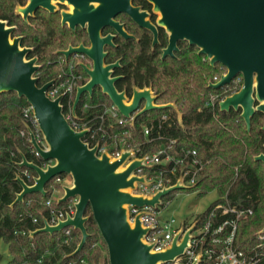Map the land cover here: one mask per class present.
I'll list each match as a JSON object with an SVG mask.
<instances>
[{
	"label": "water",
	"instance_id": "95a60500",
	"mask_svg": "<svg viewBox=\"0 0 264 264\" xmlns=\"http://www.w3.org/2000/svg\"><path fill=\"white\" fill-rule=\"evenodd\" d=\"M132 0H28L24 7H16L15 12L24 21L33 16L36 10L54 13L55 3H67L71 12H61V25H67L71 30L77 26L86 28L90 47L69 46L65 51H59L66 60L71 54H84L93 63L91 70L79 65L88 75V81L76 87L71 114L76 117V107L84 94H91L98 86L102 94L108 97L118 113L130 120L141 114L155 110L172 108L181 124V113L173 103L156 105L155 96L150 88H133L131 98H126L124 92H118L114 87L117 80L111 77V70L118 63L104 65V46H112V35L101 36L100 31L110 27L123 38H130L122 25L113 18L118 14L128 15L138 26L153 34V44L157 43V30L147 19V13L131 5ZM152 5L153 13H159L156 25L164 29L168 36V44L163 50L162 58L173 57L177 51L178 42H186L198 49V54L204 55L210 66L219 64L226 73L216 83H210L212 89H220L229 85L240 75V89L219 101L220 111L231 109L240 111V117L250 129L252 116L259 112L264 115V0H147ZM13 27L0 20V95L15 93L24 98L32 107L39 131L46 144L40 147L34 133L26 125L31 145L42 161H51L45 168L27 161L21 155L19 167H26L34 172L32 184L28 185L19 175L15 180L21 191L16 194L11 207L22 203L25 196L38 193L46 195L45 185L54 177L64 174L72 179V186H63L64 194L56 203H64L77 198L72 216L66 215L56 225H49L43 219L41 228L29 232L33 237L38 233L56 234L63 228L72 227L80 233L76 248L65 258L74 257L80 253L87 242L89 234L85 223L87 208H90L94 222L102 240L107 247L109 264H161L172 262L188 248L190 233L199 219L195 220L185 231L183 225L175 232L170 245L162 251H154L155 243L146 241V236L152 229L143 226L141 216L152 215L148 211H140L129 217V207L142 209L148 207L155 210L161 199L175 190H186L178 178L172 186L165 187L153 195L137 194V183L148 185L146 174L137 175V171L148 169L144 163L145 156L134 157L132 149H122L117 157L111 156L107 150L98 154L99 144L89 147L83 141L89 129L76 131L68 123L62 113V96L52 100L47 97L48 88L54 79L37 85L35 73L40 68L37 58L26 59L30 48H21L20 37L11 39ZM128 101V102H127ZM142 107L140 108V106ZM264 131V126L262 127ZM264 148V145H263ZM133 158L123 167L124 163ZM264 166V153L254 157ZM264 232V227L261 230ZM200 253L192 264H197Z\"/></svg>",
	"mask_w": 264,
	"mask_h": 264
},
{
	"label": "trees",
	"instance_id": "16d2710c",
	"mask_svg": "<svg viewBox=\"0 0 264 264\" xmlns=\"http://www.w3.org/2000/svg\"><path fill=\"white\" fill-rule=\"evenodd\" d=\"M26 2L0 0V20L13 27L11 38L20 37L21 48L31 49L26 59L37 58L40 68L35 77L38 79L37 85L41 86L52 79L64 77L67 66L62 63L59 65L57 59L60 54L57 52L70 45L77 46L85 40V35L78 29L62 26L57 12L37 11L24 21L15 10ZM150 41L151 37L146 36L139 45L133 41V44L131 41H121L116 50L110 49V54H113L108 59L118 56L124 58V65L119 70L123 78L116 89L122 91L124 85L128 98H131L133 88H150L156 105L173 103L176 106L181 113V124L172 108L145 112L135 119L133 126L129 119L118 113L122 123H114L108 114H104L105 107L110 106L111 102L101 92L91 97L82 95L76 107L77 118L73 120L89 128L83 138L89 147L98 143L99 148L104 147L109 154L121 149L122 140L124 148L134 150L137 157L153 154L161 147L168 146L171 140L175 143L169 154L174 158H183L186 151H195L202 169L193 187L184 191H199L201 196L214 191L217 200L206 212L217 203L239 209L251 208L252 216L240 219L237 226L236 242L245 246L253 241L254 234L264 226V166L254 160L255 156L264 153V115L256 112L248 131L240 111L231 109L224 112L218 107L219 101L240 89L242 79L237 85L232 82L220 89H212L209 84L216 83L226 73L224 67L219 64L210 66L209 60L198 54L196 47L187 43L179 44V52L174 58H161V49L168 41L163 30H160L154 48L150 46ZM72 71L75 75H82L77 66ZM84 83L82 81L80 85ZM211 96H217L215 104L206 106ZM72 102L73 98L70 99V106ZM60 103L66 117L70 112L67 97L61 99ZM28 105L24 98L17 97L15 93L0 95V241L6 245L8 252V260L3 264H64L74 260H83L87 264H108L107 255H104L107 247L90 208L85 212V216L89 217L85 223L89 237L82 251L74 257L65 258L80 240L77 230H72L73 238L68 245L63 243L62 234L28 235L30 231L42 227L43 218L49 217L50 208L65 211L71 204L70 201L59 204L51 201L52 188H60L57 181L64 178V174L54 177L45 185V196L30 194L25 196L22 203L10 206L21 191L15 177L19 175L22 178L24 171L34 176L32 170L18 166L21 155L29 162L39 166L42 164V160L31 152L27 141V124L22 116V108ZM145 128L150 129L146 137ZM19 131H23L24 135L21 136ZM190 165V158L186 157L184 165L175 168L172 181ZM171 166L172 163H169L162 167L169 169ZM160 168L154 166L137 173L150 175V172ZM186 178L183 177L184 180ZM47 201H50V208L46 206ZM33 218L36 223L32 222Z\"/></svg>",
	"mask_w": 264,
	"mask_h": 264
},
{
	"label": "built area",
	"instance_id": "2783aa9c",
	"mask_svg": "<svg viewBox=\"0 0 264 264\" xmlns=\"http://www.w3.org/2000/svg\"><path fill=\"white\" fill-rule=\"evenodd\" d=\"M80 56L81 55L79 54H74L70 59L73 60L80 58ZM73 69L74 65L69 61L64 77L60 80H55L54 83L48 88L46 95L52 100L59 96H62V99L67 97L70 112L65 117V119L74 130L79 131L86 129L87 127L86 124H79L74 121L71 116L72 106L69 104L70 99H74L76 87L80 85V75L73 74ZM238 76L232 80L233 83H238L240 81ZM216 99L217 96H211L209 101L206 103V106H214ZM104 114H108L114 123H122V120L118 117V111L112 104L108 107H105ZM22 116L25 119L27 126H29L34 133L37 144L40 147L45 148L43 137L39 131L37 120L34 117L32 107L30 105L22 108ZM98 130H101V128H98ZM149 131V128L144 129L145 137L149 134ZM19 134L23 136L24 132L19 131ZM101 137L103 138V136ZM27 141L30 144V149L33 155L36 158H40L39 153H37L31 145V140L28 133ZM174 143L175 141L171 140L168 146L161 147L153 154L144 155V163L150 166L148 169H152L154 166H161V168L153 171L156 179L146 174V181L149 183L148 185H143L140 183L136 184L138 189L141 187L143 190L138 194H145L147 196L153 195L165 187L174 185L178 178L181 179V184L187 187H193V185L196 183L197 175L202 169V163L197 158L195 151H186L183 158H174L171 156L169 154V150L172 148ZM123 145L124 141L122 140L120 150L126 149ZM103 150H105V148L100 147L98 153L102 152ZM120 150L115 154L110 155L117 157ZM133 153L134 157H137L134 150ZM186 157L190 158L191 165L186 167V169L182 171V175H180L175 181H172V176L175 174V168L178 166L182 167ZM50 163L51 161H42L40 167L45 168ZM169 163H172V166L169 169L162 167L167 166ZM183 177H187L186 180H184ZM22 179L29 185L32 183L33 176H31L28 171H24ZM168 205L169 201H164V198H162L160 205H158L155 210H151L148 207H144L142 209H137L134 207L128 208L131 221H133L134 216L140 211H148L152 213V215L145 214L141 216V220L143 226L152 227L146 236V241L155 243L153 248L154 251H162L168 247L173 235L181 225H183L185 231L195 220L199 219L196 226L190 233L191 238L188 241V248L184 250V253L174 259L172 262L161 264H192L198 253H200V257L197 264H264V232H261L263 228L254 234V238L251 243H247L245 246H242L236 242L238 222L240 219L252 216L253 210L251 208L239 209L235 206L217 203L208 212L204 211L198 214L190 223L185 224L182 222L179 227H175V221L172 218L163 222L159 221V209H164ZM46 206L50 208V201L46 202ZM73 213L74 204L71 203L65 211H54L50 208L49 217L43 219H46L47 223L53 226L56 225L58 221L65 220L66 215L72 216ZM201 214H204L203 217H198ZM32 222L36 223L37 221L35 218H33ZM72 230V227H66L58 233L63 235V243L65 245H68L70 240L73 238ZM37 262L39 263L40 261L38 260ZM64 264L87 263H85L83 260H74L65 262Z\"/></svg>",
	"mask_w": 264,
	"mask_h": 264
},
{
	"label": "flooded vegetation",
	"instance_id": "af4514ba",
	"mask_svg": "<svg viewBox=\"0 0 264 264\" xmlns=\"http://www.w3.org/2000/svg\"><path fill=\"white\" fill-rule=\"evenodd\" d=\"M28 1V0H27ZM27 3V2H26ZM66 3V2H65ZM65 3H63V4H61V3H55L54 5L55 6H57V8H56V11L55 12H57L58 14H59V16H60V24H61V15H60V13H61V10L62 9H64V4ZM67 4V3H66ZM26 5V4H25ZM24 5V6H25ZM131 5L133 6V7H137V8H139V10L141 11V12H145V13H147V19H148V21L152 24V25H154L155 27H156V30H157V42H158V37H159V33H160V30H163L164 31V29L163 28H161V27H158L157 25H156V20H157V17H156V15H155V13H153V10H152V5L147 1V0H132L131 1ZM24 6H20V7H24ZM68 6H70V5H68ZM71 7V6H70ZM37 11H39L40 13H48V12H46V11H42V10H36L35 12H37ZM34 12V13H35ZM113 20L115 21V22H118L120 25H122V27H123V30L126 32V34L128 35V36H130V38H123L122 36H120L119 34H117L116 32H115V30L114 29H112V28H110V27H105V28H103L101 31H100V34H101V36H106V35H112V40H111V42H112V46H108V45H106V46H104V48H103V53H105V56H104V59H103V64L104 65H111V64H114V63H118V66L117 67H114L112 70H111V77H115V78H117V80L114 82V87L116 88V85H119V81H120V79H122L123 78V75L119 72V70L123 67V63H124V58L122 57V56H118V57H116L115 59H112V60H110V59H108L109 58V56L110 55H112V54H110V49H117V47H118V43L119 42H121V41H123V43H124V41L126 42V41H131V43H132V41L133 42H135L136 44H140V42L146 37V36H150L151 37V41H150V46L152 47V48H154V46L157 44V43H155V44H153V34L150 32V31H148L147 29H144V28H142V27H140V26H138L128 15H126V14H123V13H121V14H118V15H116L114 18H113ZM2 21V20H1ZM5 22V21H4ZM62 26H67V25H62ZM80 30V31H82L83 33H84V35H85V40H83V41H80L79 43H78V45L77 46H72V45H70L71 47H78L79 45H81V46H83V47H85V48H89L90 47V45H91V43H90V40H89V37H88V34H87V31H86V28H81V27H79V26H77L74 30ZM165 32V31H164ZM166 33V32H165ZM15 38H18V37H15ZM11 39H13V38H11ZM180 43H186V42H178L177 44H176V47H177V51H174L173 52V57H169V56H166L165 58H174L175 57V54L176 53H178L179 52V44ZM133 44V43H132ZM167 44H168V41H167V43H166V46H167ZM166 46L164 47V48H162L161 49V58H162V54H163V50L166 48ZM66 50V49H65ZM65 50H59V51H65ZM115 53V52H114ZM74 54H71L70 56H69V58L68 59H70L72 56H73ZM79 55H81L80 56V59H81V64L83 65H86V64H92V66H91V69H92V67H93V63H92V61L86 56V55H84V54H79ZM60 57H63L62 55H60ZM65 59V58H64ZM67 59V60H68ZM65 61H66V59H65ZM81 72H82V75H80V82H82V81H84L85 83L88 81V75L81 69ZM84 83V84H85ZM83 85V84H82ZM117 90V89H116ZM118 91V90H117ZM98 92H101V89L98 87V86H95L93 89H92V92H91V94H84V95H86V96H88V97H91L94 93H98ZM118 92H124V95H125V97L128 99V92H127V89L125 88V86L123 85L122 86V91H118ZM102 93V92H101ZM142 107V105L140 106V108Z\"/></svg>",
	"mask_w": 264,
	"mask_h": 264
},
{
	"label": "rangeland",
	"instance_id": "374dc122",
	"mask_svg": "<svg viewBox=\"0 0 264 264\" xmlns=\"http://www.w3.org/2000/svg\"><path fill=\"white\" fill-rule=\"evenodd\" d=\"M57 8V6H55ZM73 9L72 7L68 6V4H64V9L61 10V12H71ZM157 17V20L160 18L159 13L155 14ZM58 62L59 65L62 63V65H66L69 63V61L74 65L77 66L78 68L82 69L79 65L81 64V59L80 58H76V59H69L66 60L64 59V57H58ZM83 66H85L87 69L91 70V66L92 64H86ZM61 68V66H60ZM63 69V68H62ZM225 73H223L222 75H224ZM221 75V76H222ZM240 79H242L241 76H238ZM80 80V79H79ZM240 82V81H239ZM235 83L236 85L239 84ZM128 102V101H127ZM143 105V104H141ZM72 116V114H71ZM73 118V116H72ZM44 143V147L46 148V144ZM101 153V152H100ZM98 153V154H100ZM133 158L128 159L123 167H125L129 161H131ZM53 162H51L50 164H52ZM150 172V171H147ZM137 175H141L140 173H137ZM150 176H152L154 179H156L155 175L153 174V172H150ZM57 183L60 184V188L57 189L56 187H53L52 190V196H51V201H56L58 198L62 197V195L64 194L63 192V186L66 187H71L72 186V179L70 176L65 175L64 178L60 179L57 181ZM142 188L138 186L136 188V190H134L133 192L135 193H139L142 192ZM77 200V198L69 200L71 203H75ZM165 200L169 201V205L164 208V209H159L160 210V214H159V221L163 222L169 219H174L175 227H179L180 224L182 222H184L185 224L190 223L198 214L204 212L207 208H209L216 200H217V195L214 191L208 192L205 195L201 196L199 195V191H194V192H186L184 190H175L173 192H171L170 194H168L165 197ZM104 255H107L108 258V254L107 251L104 252ZM8 260V252H7V247L6 245L0 241V262L3 264ZM109 264V263H108Z\"/></svg>",
	"mask_w": 264,
	"mask_h": 264
}]
</instances>
